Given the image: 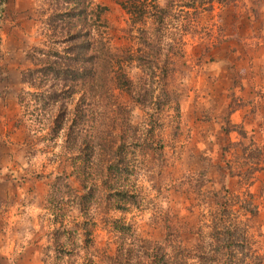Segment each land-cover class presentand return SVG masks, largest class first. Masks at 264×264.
<instances>
[{
  "label": "rangeland",
  "instance_id": "1",
  "mask_svg": "<svg viewBox=\"0 0 264 264\" xmlns=\"http://www.w3.org/2000/svg\"><path fill=\"white\" fill-rule=\"evenodd\" d=\"M57 1L0 0V264H264V0ZM76 30L115 54L108 92L53 101Z\"/></svg>",
  "mask_w": 264,
  "mask_h": 264
},
{
  "label": "trees",
  "instance_id": "2",
  "mask_svg": "<svg viewBox=\"0 0 264 264\" xmlns=\"http://www.w3.org/2000/svg\"><path fill=\"white\" fill-rule=\"evenodd\" d=\"M82 0H58L57 1V11H59L58 16H69L71 14H74L78 17H82L85 14V10L82 6H80ZM89 6L91 8V13L94 17L99 18L98 12H95L96 10L104 11V9H101L100 6H96L94 8V0H88ZM94 5V6H93ZM92 6V7H91ZM124 4V8L128 9V13L130 14H138L139 20L143 19V16L145 15V12H143L140 8H138L136 5H130ZM137 7V8H136ZM160 13L158 21H160V24H164L165 16H167V13L161 9L159 6L157 7ZM137 11V12H136ZM70 42L73 43V51L75 53V63L79 65L77 68H73L70 70V75H68L67 72H63V70L59 69L54 64L55 67L52 65L50 66V73H46L45 75H63L64 73L66 77L64 78V83L61 84L58 82V84H54L53 87L57 88L53 90V93L50 95L52 97L53 101H57L62 94V92L65 90V88L68 87L69 94H75L77 92H83L84 95H87V91L90 93H96L95 90L99 91H106L108 92V86L105 84L104 76L109 78V73L113 69V60H115V54H113L109 48H107L106 44L103 43V40H99L98 37L91 33V30L88 34H83V32L76 30V34L73 36V38H70ZM135 57V56H134ZM133 56L129 57L128 61L135 60ZM138 60V58H137ZM139 60H145L143 58H140ZM38 62L42 63L44 60H37ZM59 69V70H58ZM122 69V67H121ZM41 69H34L29 70L27 77L29 82L31 84L39 89L41 87L40 83V73L44 72ZM26 78V79H27ZM118 84L120 83V87L124 91H132L133 83L128 78L127 74L124 72H121L120 75H118ZM56 81V80H55ZM61 86V87H60ZM60 87V88H59ZM65 87V88H64ZM72 90V92H70ZM95 91V92H94ZM66 93V94H68ZM87 98V96H86ZM60 100V99H59ZM79 136V135H78ZM104 148L108 147V143H104ZM113 152L117 153L118 151L112 150ZM224 209V208H223ZM226 210V209H225ZM222 210L220 213L215 215V222L212 221V224L214 225V230L216 231V234L218 235L220 242V247L222 246L221 240L224 241V247L228 249H232L235 245L239 246L244 245L246 242L241 236V233L237 230L236 233L230 232V230L226 227V225L223 226L224 221L223 215L229 214L228 211ZM212 224L210 227H212ZM121 230L124 228L123 226H117ZM226 228V229H225ZM241 238L243 239V242H241ZM157 252L154 257L149 260V264H186L185 261L181 260V263L179 262V257L177 256L175 258V255H168L166 253H162L163 248L159 245L157 246ZM224 250V249H223ZM232 253V250H230ZM168 255V256H167ZM167 256V257H166ZM230 264H233L232 261L229 262ZM140 264H145L144 262L140 261Z\"/></svg>",
  "mask_w": 264,
  "mask_h": 264
}]
</instances>
